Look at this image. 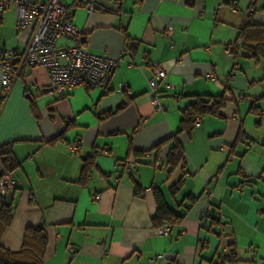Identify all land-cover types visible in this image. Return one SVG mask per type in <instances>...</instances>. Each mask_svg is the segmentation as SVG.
<instances>
[{
    "label": "crops",
    "instance_id": "crops-1",
    "mask_svg": "<svg viewBox=\"0 0 264 264\" xmlns=\"http://www.w3.org/2000/svg\"><path fill=\"white\" fill-rule=\"evenodd\" d=\"M95 1L103 11L74 8L73 22L90 51L121 57L106 88L81 85L60 98L44 67H21L19 59L15 65L0 110V146L13 143L21 165L1 243L16 251L27 227L44 226L41 264H264V51L253 41L225 56L243 28L264 25V0L253 13L252 0H237L236 11L228 0ZM16 20L14 6L4 10L0 45L19 58L32 29H17ZM57 44L73 40L61 37ZM152 63L167 73L162 109L152 102ZM198 96H224L225 105L180 133L183 106ZM173 136L186 164L169 172L171 142L159 158L153 148ZM89 156L94 165L82 184ZM155 188L182 215L167 236L152 222Z\"/></svg>",
    "mask_w": 264,
    "mask_h": 264
},
{
    "label": "built area",
    "instance_id": "built-area-1",
    "mask_svg": "<svg viewBox=\"0 0 264 264\" xmlns=\"http://www.w3.org/2000/svg\"><path fill=\"white\" fill-rule=\"evenodd\" d=\"M233 11L238 9L237 0H228ZM257 0H252L249 13L255 11ZM14 6L17 11L16 27L24 29L31 27L32 33L24 53L18 58L13 50L0 45V84L1 99L9 95L14 79L15 65L19 59L21 67L41 66L48 73L49 86L60 98H66L74 87L86 85L90 87L106 88L116 68L120 65L121 57H112L108 54H98L89 50L86 42L87 35L73 22L74 8L86 6L92 12L104 10V7L95 0H74L72 4L62 0H0V20L5 9ZM164 34L172 37L173 27L168 25ZM61 37L73 40L72 45L59 46L57 41ZM241 48V41L229 45L225 49V56L231 57ZM126 52V50H124ZM152 102L157 109H162L159 103L160 83L167 73L160 63L151 64ZM172 89L173 85H167ZM201 117H197L195 127H200ZM80 140L69 145L71 151L78 150ZM134 165V162H133ZM154 165L159 166L156 161ZM135 166V165H134ZM127 165L124 164V168ZM17 186L14 172L3 173L0 176V193L10 196ZM212 193L208 192L210 196ZM209 208V207H208ZM209 209L203 211L201 216L207 215ZM222 216L223 214L220 213ZM158 235H169L170 227L162 225L155 228ZM75 253L72 252L71 256Z\"/></svg>",
    "mask_w": 264,
    "mask_h": 264
},
{
    "label": "trees",
    "instance_id": "trees-1",
    "mask_svg": "<svg viewBox=\"0 0 264 264\" xmlns=\"http://www.w3.org/2000/svg\"><path fill=\"white\" fill-rule=\"evenodd\" d=\"M237 41H241V47L243 45L248 46L255 41L257 44L256 47L264 51V25L249 24L242 29L240 38ZM3 100L0 98V110ZM225 101L226 98L224 96L191 97L190 102L183 106L179 132L190 133L195 126L197 117H203L208 114H220L219 111L225 105ZM164 142H171L170 150L166 158L169 172H172L179 164L185 165L186 156L184 148L176 136L160 141L154 146L153 150L155 151L156 158H159L160 149ZM144 154V152H136L135 156H143ZM0 162L2 165L0 176L3 173L14 172L21 165L14 154L13 143H6L0 146ZM93 165L94 157L89 156L82 167L79 179L80 183H86L92 172ZM181 184L180 182L172 187L171 193L173 195L180 190ZM134 188L136 195L139 196L142 194L143 189L138 183L135 184ZM9 197L3 196L0 193V264H41L48 246V234L44 226L27 227L23 234L21 247L16 251L6 248L1 243V238L10 227L14 215V199ZM154 197L157 204V214L152 219L153 225L159 227L162 225L172 226L179 223L182 215L166 203L163 194L157 188L154 189Z\"/></svg>",
    "mask_w": 264,
    "mask_h": 264
}]
</instances>
